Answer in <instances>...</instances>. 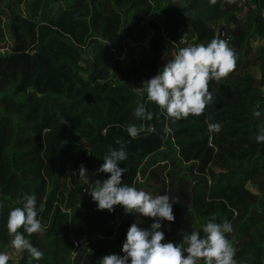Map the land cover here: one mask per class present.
<instances>
[{
	"label": "trees",
	"instance_id": "obj_1",
	"mask_svg": "<svg viewBox=\"0 0 264 264\" xmlns=\"http://www.w3.org/2000/svg\"><path fill=\"white\" fill-rule=\"evenodd\" d=\"M246 1L41 0L37 16L4 3L10 46L0 54V252L12 248L8 214L26 194L35 196L43 226L27 237L44 253L31 264H99L106 255H123L133 223L150 228L152 219L126 215L119 206L98 211L83 186L59 198L54 179L67 148L76 155V140L99 167L109 148L122 144L125 184L177 198L174 222H161V231L174 233L169 242L178 244L186 207L198 229L212 217L232 224L226 235L236 264H264V143L255 141L264 126V16L258 13L264 0H251L253 9ZM180 31L193 38L190 45L227 40L237 62L226 79L209 83L214 102L203 114L171 123L146 102L141 86L177 53ZM252 37L260 39L254 47ZM137 102L153 113L151 121L134 118ZM133 123L156 131L132 139L126 127ZM209 124L221 130L212 132ZM74 238L84 242L75 247ZM29 259L25 251L8 264Z\"/></svg>",
	"mask_w": 264,
	"mask_h": 264
},
{
	"label": "clouds",
	"instance_id": "obj_2",
	"mask_svg": "<svg viewBox=\"0 0 264 264\" xmlns=\"http://www.w3.org/2000/svg\"><path fill=\"white\" fill-rule=\"evenodd\" d=\"M209 2L215 5L217 0ZM236 62L237 55L229 47L228 41L213 38L207 45L200 43L180 48L153 78L142 82L141 88L146 94V102L154 104L160 116L175 123L189 116L203 114L206 107L214 102L209 83L226 79L235 70ZM252 115L258 118L261 113L254 111ZM133 116L141 121L153 119V113L146 111L145 104L140 102H137ZM60 119L61 124H67L66 119ZM208 127L212 132L221 130L220 124H209ZM126 131L132 139H136L141 133L152 134L156 129L154 126H137L133 123L126 127ZM255 141L264 143V126L258 129ZM116 143L121 144L119 140ZM126 159L127 152L122 144L119 150L109 148L103 157V164L95 173L108 174L109 178L95 180L94 186L89 183L85 167L81 165L78 169L84 184L89 186L88 195L98 211L112 213L119 206L126 215L154 221L149 229L139 227V221L133 223L122 245L123 255H106L99 260V264H236V249L226 235L233 232V226L228 221L216 223V218L212 217L203 226V234L192 230L190 234H182L179 244L165 242L164 233L160 230L161 222H174L172 205L177 198L167 194L152 196L125 184L122 177L127 169L119 165ZM16 203L20 206L14 207L8 214L7 233L12 237L11 247L17 253L26 251L31 264L32 260L42 259L44 253L34 247L27 237L42 232L43 226L38 219L34 195H23ZM8 260L9 256L0 252V264H8Z\"/></svg>",
	"mask_w": 264,
	"mask_h": 264
},
{
	"label": "rangeland",
	"instance_id": "obj_3",
	"mask_svg": "<svg viewBox=\"0 0 264 264\" xmlns=\"http://www.w3.org/2000/svg\"><path fill=\"white\" fill-rule=\"evenodd\" d=\"M9 2L11 8L21 14V15H34L37 16L39 12L40 2L41 0H0V54L6 53L7 49L10 46V35L8 31V20H7V12L4 7L5 2ZM32 3L35 4L32 5ZM250 2H246L245 4L253 9V7L249 4ZM244 4V6H245ZM34 8V10H31ZM244 10V9H243ZM247 27L250 29L253 25L252 17L247 20ZM211 26L215 29L216 25L211 24ZM183 34V33H181ZM250 42H252V46L254 47L256 44L260 43V39H256V37L250 38ZM178 48L180 46L177 45ZM6 48V49H5ZM175 53V50L174 52ZM257 69L255 65H252V73L257 74ZM71 147V146H70ZM76 147L77 152L74 156L73 151L68 147L67 150L62 154V161L60 167L58 169L57 175L54 179V187L57 189L59 198L61 200L69 194L71 191L73 195L77 191L78 187L83 186L87 187V191L89 189L88 185L84 184V180L79 176L78 169L81 165H83L89 175V183L94 185L95 180H99V174H95L97 169L99 168L97 162L89 155L88 151L82 146V144L78 141H74V148ZM212 171L216 172V168L212 167ZM82 188V187H81ZM86 191V192H87ZM184 218L186 221L182 223V227L179 230L178 237H182V234L187 233L190 234L192 230L201 231L200 222L197 217L194 216L192 212L186 210L184 213ZM162 232L164 233L165 242H169L174 233L169 231L168 228H163ZM176 236V235H175ZM177 243L182 242V238L178 240ZM175 238V237H174ZM3 253H6L9 256L11 262H16L18 259L19 253H17L13 248H4Z\"/></svg>",
	"mask_w": 264,
	"mask_h": 264
},
{
	"label": "built area",
	"instance_id": "obj_4",
	"mask_svg": "<svg viewBox=\"0 0 264 264\" xmlns=\"http://www.w3.org/2000/svg\"><path fill=\"white\" fill-rule=\"evenodd\" d=\"M249 2H250L249 4L254 8V2L251 1V0ZM258 13H259L260 16H264V8H261V7L258 8ZM180 32L183 33V34L180 33V35H181V37L184 36V38L182 39L183 43H179L178 46H180V48H182V47L190 45L192 43V41H193V38L192 37H188V36L186 37L184 35V31H180ZM180 48H178L177 45H176L175 46L176 52H178V50Z\"/></svg>",
	"mask_w": 264,
	"mask_h": 264
},
{
	"label": "water",
	"instance_id": "obj_5",
	"mask_svg": "<svg viewBox=\"0 0 264 264\" xmlns=\"http://www.w3.org/2000/svg\"><path fill=\"white\" fill-rule=\"evenodd\" d=\"M85 190H87V187H85ZM185 209H186V207H184L183 210H182V214H183L182 215V220L184 219V211H185ZM181 227H182V223H180L178 225V227H177V232H176V236H175V239H174L175 242H177V237H178L179 230L181 229ZM83 242L84 241H82V240H79V239L74 238V245H75V247L80 246Z\"/></svg>",
	"mask_w": 264,
	"mask_h": 264
}]
</instances>
